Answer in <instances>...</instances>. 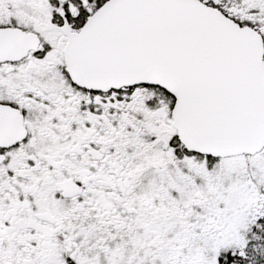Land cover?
Instances as JSON below:
<instances>
[{"label": "snow or ice", "instance_id": "1", "mask_svg": "<svg viewBox=\"0 0 264 264\" xmlns=\"http://www.w3.org/2000/svg\"><path fill=\"white\" fill-rule=\"evenodd\" d=\"M0 264H264V0H0Z\"/></svg>", "mask_w": 264, "mask_h": 264}]
</instances>
